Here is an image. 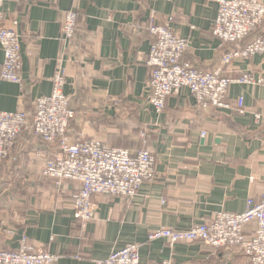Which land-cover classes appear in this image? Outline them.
<instances>
[{
	"label": "crops",
	"instance_id": "0c3cea01",
	"mask_svg": "<svg viewBox=\"0 0 264 264\" xmlns=\"http://www.w3.org/2000/svg\"><path fill=\"white\" fill-rule=\"evenodd\" d=\"M71 10L78 15L75 36L64 45L63 18ZM1 12V26L19 37L22 82L0 80V112L32 113L35 100L51 94L61 61L74 112L71 139L113 147L139 139L128 150L145 146L155 166L154 178L134 198L93 197L97 216L83 224L72 207L78 186H56L40 175L57 147L22 132L0 165V184L15 185L14 201L0 208V224L9 222L15 235L0 234V248L17 250L24 236L34 250L58 255L55 264H95L127 245L139 246L140 264H246L236 249L149 240L160 228L186 230L218 212L242 213L248 199L264 192V85H230L227 109L200 108L185 89L168 97L161 113L147 102L152 24H168L186 40L182 61L198 71L215 69L233 49L212 34L216 0H2ZM257 36L264 38V21L240 47ZM2 60L0 50V68ZM223 68L232 80L248 74L264 81V53ZM240 97L243 114L236 109Z\"/></svg>",
	"mask_w": 264,
	"mask_h": 264
},
{
	"label": "built area",
	"instance_id": "2783aa9c",
	"mask_svg": "<svg viewBox=\"0 0 264 264\" xmlns=\"http://www.w3.org/2000/svg\"><path fill=\"white\" fill-rule=\"evenodd\" d=\"M173 2L175 0H164ZM181 1V0H177ZM217 17L212 34L233 49L222 57L215 69L198 71L189 62L182 61L188 45L185 39L172 33L168 24H152L149 32L154 41L150 46L146 65L151 69L148 104L157 113L165 108L166 99L185 89L200 108H229L227 91L230 85L261 84L264 81L246 74L236 80L223 76V67L235 59H249L264 53V38L257 36L246 47L240 43L255 33L264 21V3L261 0H216ZM0 0V50L3 60L0 80L21 85V54L17 34L1 26L3 19ZM78 15L74 10L65 13L61 39L64 45L75 36ZM66 52L61 54L65 56ZM61 57V58H62ZM66 72L61 61L52 77V92L35 100L34 110L0 112V165L6 159L16 138L27 132L47 144L57 147L53 158L45 161L41 176L56 181L59 186L74 183L78 186L71 196L75 217L83 224L96 218L92 199L98 195L120 196L132 199L140 186L154 178L155 158L145 146L129 151L102 144L96 139L73 141L69 135V122L74 115L70 98L65 95ZM239 114L244 113L243 98L236 100ZM258 121L259 115L255 116ZM204 136V134L202 135ZM252 228V234L247 232ZM13 237L15 230L6 232ZM165 240L170 247L179 242H200L209 248L239 250L246 264H264V192L260 197L248 199L242 213H216L208 222L192 225L186 230L160 228L149 240ZM58 255L46 250H34L25 244L17 250L0 249V264H55ZM95 264H140L139 246L127 245L112 251ZM155 264V263H149ZM158 264H174L162 261Z\"/></svg>",
	"mask_w": 264,
	"mask_h": 264
},
{
	"label": "rangeland",
	"instance_id": "374dc122",
	"mask_svg": "<svg viewBox=\"0 0 264 264\" xmlns=\"http://www.w3.org/2000/svg\"><path fill=\"white\" fill-rule=\"evenodd\" d=\"M131 139H135V137H133ZM112 143H116V144H119V145H122V146H124L123 144H126L128 147L135 148L136 149L137 147H139L143 143V141H141V140L138 139L137 141H135V140H132V141H118V142L113 141ZM124 147H126V146H124ZM128 147H126V148H128ZM135 149H131V151H135ZM146 150H148V149L146 148ZM40 175H41V173H40ZM6 180H4V182H2V184H0V208H1V206H3V203L2 202H4V206H6V203H9L10 199L12 201H14V198H15L14 194L12 193V189L15 190V185L12 183V187H11L10 186V183L9 184H7V182L5 183ZM51 181L56 186H59V185L56 184V181H54V180H51ZM5 224L4 225H1L0 224V234L5 235L6 232L9 231L10 229H13L14 230V228H12L10 226L9 222L5 221ZM5 236H6V238H10L7 235H5Z\"/></svg>",
	"mask_w": 264,
	"mask_h": 264
},
{
	"label": "trees",
	"instance_id": "16d2710c",
	"mask_svg": "<svg viewBox=\"0 0 264 264\" xmlns=\"http://www.w3.org/2000/svg\"><path fill=\"white\" fill-rule=\"evenodd\" d=\"M118 145V146H117ZM116 145V147H118V148H122V149H129V147L126 145V144H123L124 146H126V147H128V148H126V147H124V146H122V145H119V144H117ZM1 249V248H0ZM5 250H7V249H5Z\"/></svg>",
	"mask_w": 264,
	"mask_h": 264
}]
</instances>
